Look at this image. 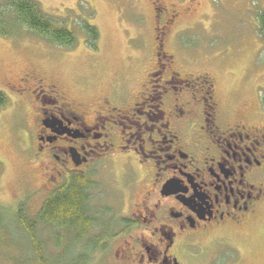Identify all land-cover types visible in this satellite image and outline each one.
Segmentation results:
<instances>
[{"label":"rangeland","instance_id":"374dc122","mask_svg":"<svg viewBox=\"0 0 264 264\" xmlns=\"http://www.w3.org/2000/svg\"><path fill=\"white\" fill-rule=\"evenodd\" d=\"M32 1L72 30L75 41L70 47L50 44L10 24L7 35L0 34V90L8 98L0 111V264H41L35 244L46 264H74L81 254L83 264H131L118 254L137 228H127L121 213L137 201L138 188L126 189L130 178L119 171L120 161L117 169L89 175L88 209L95 223L84 238L74 240L72 233L37 224L34 243L17 220L19 209L29 221L36 218L47 196L41 184L49 174L44 163L49 158L40 162L34 155V141L24 138L25 107L20 103L31 110L35 106L24 97L21 100L15 87L36 70L87 100L107 91L115 80L118 90L135 88L154 53L155 0ZM161 1L178 13L164 44L175 58V69L183 75H210L219 106L231 114L229 118L234 111L235 116H243L241 106L254 107V101L256 112L264 115V35L258 23L264 0ZM7 2L0 0V8ZM82 22L97 28L95 48L87 44ZM114 101L120 102L116 93ZM177 252L186 264H264V210L243 227L208 236L199 245Z\"/></svg>","mask_w":264,"mask_h":264},{"label":"flooded vegetation","instance_id":"af4514ba","mask_svg":"<svg viewBox=\"0 0 264 264\" xmlns=\"http://www.w3.org/2000/svg\"><path fill=\"white\" fill-rule=\"evenodd\" d=\"M153 12L154 53L135 88L118 90L115 80L87 100L35 70L15 91L35 106L20 103L23 135L34 141L40 162L49 158L41 184L47 195L72 175L89 178L120 161L119 171L130 178L126 189L138 188V198L121 213L137 231L118 258L186 264L178 249L243 227L264 210V115L254 101L241 106L243 116L234 111L229 118L210 75L175 69L164 44L178 13L161 0L153 1Z\"/></svg>","mask_w":264,"mask_h":264},{"label":"trees","instance_id":"16d2710c","mask_svg":"<svg viewBox=\"0 0 264 264\" xmlns=\"http://www.w3.org/2000/svg\"><path fill=\"white\" fill-rule=\"evenodd\" d=\"M6 13L9 14L7 18ZM8 23V24H7ZM259 30L264 35V12L258 15ZM23 27L39 36L50 44L70 47L75 41L72 30L61 24L54 17L45 14L38 4L32 0H8L5 7L0 8V34L6 36L7 25ZM83 32L87 37V44L95 48L98 39L97 28L88 23H81ZM8 102L6 94L0 90V108ZM264 106V97H263ZM91 180L84 176L72 175L64 183L52 191L43 200L36 218L29 221L22 209L17 210L16 217L30 238L35 243V226L43 224L63 230L74 235V240L84 238L95 223L94 217L88 209L90 195L88 189ZM37 259L41 264H46L41 252L35 244ZM83 258V259H82ZM83 254L78 256V262L83 264Z\"/></svg>","mask_w":264,"mask_h":264}]
</instances>
